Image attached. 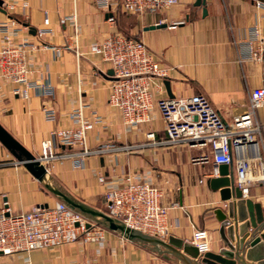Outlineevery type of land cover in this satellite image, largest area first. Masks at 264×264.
Segmentation results:
<instances>
[{
  "label": "crops",
  "instance_id": "1",
  "mask_svg": "<svg viewBox=\"0 0 264 264\" xmlns=\"http://www.w3.org/2000/svg\"><path fill=\"white\" fill-rule=\"evenodd\" d=\"M28 1L27 16L20 14L13 37L16 43L30 44L26 49L32 78H49L54 94L49 97L33 91L24 100L13 93L12 83L2 80V126L38 156L41 142L53 129L72 125L69 114L74 109L86 106L87 114L96 111L102 121L89 132L88 145L96 148L106 143L131 144L133 149L93 154L83 168L76 167L69 157L55 161L48 173L49 181L103 211L107 207L106 191L125 183L128 176L139 183L159 186L163 190V203H179L169 212V236L191 242L196 229L206 228L210 250L217 251L222 246L220 222L213 210L224 202L219 191L210 185V178L215 177L214 152L210 147L165 143L166 124L157 100L169 97L164 83L169 80L172 95L204 94L223 119L232 123L235 116L248 109L251 91L262 85L260 66L250 60L240 62L235 41L240 40L243 29L255 24L264 30V10L256 7L255 0H206L202 6H195L196 0H181L178 5L155 14L119 11L110 20L96 0ZM74 11L78 16L76 25L71 21L63 24L61 18ZM8 17L0 11V24ZM46 17L49 25L44 23ZM163 23L167 26L148 28ZM46 27L52 31L39 37L37 31ZM117 31L142 39L167 71V76L156 78L153 85L151 120L137 128L126 127L120 112L109 103L111 79L107 73L111 67L99 55L88 51L90 44ZM76 33L83 54L78 56L71 49L55 57L51 47L71 43ZM44 107L57 110L54 120L46 117ZM257 116L263 126L264 154V108L258 110ZM148 132L155 133V140L147 138ZM62 149L63 154L73 151ZM15 160L14 153L0 141V204L1 195L6 194L11 211L16 213L59 200L23 164L15 165ZM102 176L106 178L104 182L99 180ZM247 197L262 202L264 207V182L250 186ZM165 249L107 231V241L99 245L70 243L55 249L0 255V264H181Z\"/></svg>",
  "mask_w": 264,
  "mask_h": 264
},
{
  "label": "built area",
  "instance_id": "2",
  "mask_svg": "<svg viewBox=\"0 0 264 264\" xmlns=\"http://www.w3.org/2000/svg\"><path fill=\"white\" fill-rule=\"evenodd\" d=\"M181 0H96L97 6L115 14L123 11L128 14L157 13L169 9ZM5 10L27 16L28 0H3ZM258 9L264 10V0H255ZM77 12L61 18L77 23ZM0 24L3 46L0 48V82L14 84L13 93L24 100L31 97L33 91L51 97L54 94L49 78L35 80L29 67L28 42L16 43L13 37L15 28L20 23L13 17ZM49 25V17L44 20ZM49 27L39 29V37L50 33ZM71 41L62 46H52L55 57L63 56L65 51L74 50L78 56L77 33ZM240 50L239 61L250 60L261 68L262 85L255 87L250 94L248 109L235 116L232 123H227L208 96L193 94L182 97H164L157 100V107L165 121L167 144L187 143L191 146L210 147L214 152L216 167L213 175L219 174L218 165H235L236 185L247 197L250 186L264 182V154L262 153L263 126L257 112L264 108V30L257 24L243 29L240 40L235 41ZM90 53L97 54L109 64L114 74L110 84L109 103L116 108L126 127L137 128L151 120L154 106V83L156 78L167 76L159 59L150 51L140 38L126 35L121 31L107 35L102 41L89 46ZM42 76V75H41ZM43 77V76H42ZM86 106L74 109L69 118V127L55 128L41 142V152L37 159L49 173L55 161L72 159L74 165L85 167L86 160L93 154L105 151H131L133 145L114 143L102 144L96 148L88 145L87 137L97 123L102 121L96 111L87 114ZM48 119L54 120L57 110L44 107ZM147 138L155 140V133L148 132ZM73 149L63 154V149ZM207 158V157H204ZM197 158L194 162H197ZM15 165L22 160L13 161ZM24 165V164H23ZM218 176V175H217ZM104 182V176L99 179ZM106 211L129 227L144 234L168 238L170 234L169 212L179 203L165 204L162 201L163 190L150 183H139L130 176L126 182L105 193ZM0 204V253L11 255L19 252L29 253L34 250L55 249L70 243L102 244L107 241L108 229L92 222L78 210L71 208L63 200H58L47 207H35L26 212H12L6 194L1 195ZM9 213V215H7ZM179 225V221L177 224ZM191 242L200 254L210 250L209 232L198 228Z\"/></svg>",
  "mask_w": 264,
  "mask_h": 264
},
{
  "label": "water",
  "instance_id": "3",
  "mask_svg": "<svg viewBox=\"0 0 264 264\" xmlns=\"http://www.w3.org/2000/svg\"><path fill=\"white\" fill-rule=\"evenodd\" d=\"M206 4V0H196L195 6ZM0 11L7 13L2 7ZM205 13L207 9L204 8ZM112 14L109 13V16ZM13 17V16H12ZM167 24L150 25L149 29L166 27ZM112 78L114 71L107 73ZM169 97H174L170 89V81H164ZM0 141L12 153L17 154L24 166L43 183L44 187L52 192L59 200L66 202L71 208L86 215L91 222L107 228L109 231L119 233L124 238L149 243L166 248L164 252L175 256L181 264H264V207L262 202L254 201L246 197L241 188L236 185L233 163H221L218 165L219 175L210 178L211 188L219 191L222 207H216L213 211L220 222L218 232L222 246L217 251L200 254L199 249L193 243L182 238L170 235L167 239L150 236L139 232L122 220L112 217L107 212L95 208L54 186L48 179L46 168L20 141L13 137L0 123ZM49 203L41 205L47 207ZM9 215V213L7 214ZM2 253H0L1 255Z\"/></svg>",
  "mask_w": 264,
  "mask_h": 264
},
{
  "label": "rangeland",
  "instance_id": "4",
  "mask_svg": "<svg viewBox=\"0 0 264 264\" xmlns=\"http://www.w3.org/2000/svg\"><path fill=\"white\" fill-rule=\"evenodd\" d=\"M3 4H4V2H3ZM2 7H3V9H5V7L2 5ZM2 12V11H1ZM118 13V12H117ZM6 15H8L9 17L8 18H10L11 20H13L14 18L13 17H15V18H19L21 15L20 14H15V12H10V11H8V13H5ZM119 14V13H118ZM153 14V13H152ZM135 15H140V14H135ZM13 16V17H12ZM115 18V17H114ZM14 85V84H13ZM50 135V134H49ZM14 156L16 157V160H18V161H21V159H19L18 158V155L17 154H14ZM109 231V230H108ZM97 245H99V244H97ZM2 255V254H1Z\"/></svg>",
  "mask_w": 264,
  "mask_h": 264
}]
</instances>
